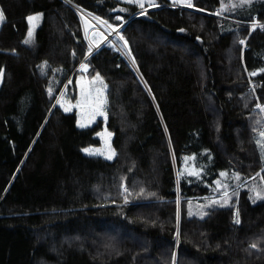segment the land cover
Segmentation results:
<instances>
[{
	"label": "trees",
	"instance_id": "16d2710c",
	"mask_svg": "<svg viewBox=\"0 0 264 264\" xmlns=\"http://www.w3.org/2000/svg\"><path fill=\"white\" fill-rule=\"evenodd\" d=\"M0 12V264H264V119L247 79L264 103V31L246 25L264 0ZM82 12L118 36L97 30L93 49ZM83 58L107 119L82 127L56 100L75 99ZM103 129L111 159L83 150Z\"/></svg>",
	"mask_w": 264,
	"mask_h": 264
},
{
	"label": "rangeland",
	"instance_id": "374dc122",
	"mask_svg": "<svg viewBox=\"0 0 264 264\" xmlns=\"http://www.w3.org/2000/svg\"><path fill=\"white\" fill-rule=\"evenodd\" d=\"M125 1L134 2L137 3L138 5L143 4V6H147V7L152 6L155 3V0H125ZM172 1L183 4L187 0H172ZM82 13L84 15V22L87 30L85 33V39L87 42H89V44H91L92 48L96 45L91 41V36H93V38L96 41L100 40V38L102 37V35L99 32L97 33V30L104 32L106 35L111 34V38L113 34L117 35V30L112 31L109 25H107V23H105L102 19L93 17L85 12ZM38 23L39 20L30 23V28L32 29V33L34 32L36 25ZM105 28H107L109 31H106ZM107 39L105 38V40ZM75 69L78 72V75L76 76L75 79V91H76L75 99H71L67 91L62 89L58 94L56 101L60 106H62L63 109H68L69 111L76 110L78 126L91 125L98 118H103L106 121L107 112L105 111L106 99H105L104 85L102 84V82L98 77H93L91 79L88 78L87 69L85 70H80L77 68ZM98 136L100 137V141H101L100 144L95 146L93 145V146L85 147L83 149L84 152L87 154L102 155L106 158H108L109 155L113 157L114 149L112 147V133H110L106 129H103L98 133ZM259 139L261 140L260 144H264V136H261L260 134ZM86 149L89 151H85ZM262 149H264V147ZM225 179L226 178L223 177L219 181H217L218 187H220L222 184L225 183Z\"/></svg>",
	"mask_w": 264,
	"mask_h": 264
},
{
	"label": "built area",
	"instance_id": "2783aa9c",
	"mask_svg": "<svg viewBox=\"0 0 264 264\" xmlns=\"http://www.w3.org/2000/svg\"><path fill=\"white\" fill-rule=\"evenodd\" d=\"M254 24L256 25L255 28L253 27ZM246 25L248 26L250 33L252 31H264V27H262L264 26V17L260 18L256 15V17L253 20L247 22ZM245 43H246V39L243 40L244 45ZM93 48H95V46ZM76 68L80 70H85V69L88 70L89 66L87 62L85 61V58L79 61ZM253 73H255V75H253ZM247 79H248L249 89L251 90L252 96L254 97V100H255V107L260 111L264 119V103L260 101L259 96H258V88L262 84V80H260L259 78H256L255 71H247ZM257 105H260L261 107H257Z\"/></svg>",
	"mask_w": 264,
	"mask_h": 264
},
{
	"label": "snow or ice",
	"instance_id": "6c2138e0",
	"mask_svg": "<svg viewBox=\"0 0 264 264\" xmlns=\"http://www.w3.org/2000/svg\"><path fill=\"white\" fill-rule=\"evenodd\" d=\"M140 6L143 7V4H141ZM189 6H191V5L189 4ZM39 19H40V16H39V15H36V16H29V17H28V20H29L30 23L33 22V21H38ZM0 20H3V13H2V12H0ZM253 27L255 28L256 25L254 24ZM262 27H264V26H262ZM28 35H29V37L32 36V29H31V28L29 29V33H28ZM26 42H27V41H26ZM241 43H243V41H241ZM0 75H2V70H0ZM253 75H255V73H253ZM257 107H261V106H260V105H257ZM65 110L68 111V109H65ZM81 126H83V125H81ZM261 136H264V133H261ZM85 151H89V150L86 149ZM113 154H114V153H113ZM111 158H112V156L109 155V156H108V159H111ZM221 175H226V174H225V173H222ZM257 198H258V199H259V198H262V197L260 196L259 193H257ZM236 222L239 223L238 213H237V220H236ZM253 247H255V245H253Z\"/></svg>",
	"mask_w": 264,
	"mask_h": 264
},
{
	"label": "water",
	"instance_id": "95a60500",
	"mask_svg": "<svg viewBox=\"0 0 264 264\" xmlns=\"http://www.w3.org/2000/svg\"><path fill=\"white\" fill-rule=\"evenodd\" d=\"M107 38H111V34H108L107 37H106V39H107Z\"/></svg>",
	"mask_w": 264,
	"mask_h": 264
}]
</instances>
